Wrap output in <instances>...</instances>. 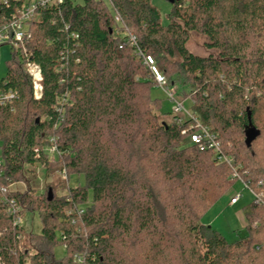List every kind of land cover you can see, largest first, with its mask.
<instances>
[{"label":"trees","instance_id":"obj_1","mask_svg":"<svg viewBox=\"0 0 264 264\" xmlns=\"http://www.w3.org/2000/svg\"><path fill=\"white\" fill-rule=\"evenodd\" d=\"M108 2L63 0L41 10L24 45L29 58L12 48L0 94L13 91L17 98L0 105V186L24 182L28 166L42 165L48 175L44 148L51 139L68 182L48 184L43 194L30 185L10 188L6 198L0 193L1 260L264 264V205L244 209L245 236L235 242L201 224L236 183L233 168L189 143L182 133L189 122L160 121L151 71L116 36L113 18L119 16L168 82L188 88L182 94L192 114L218 136L248 187L264 194V0H178L167 25L151 0ZM18 5L0 0V25L10 22ZM192 32L207 37L205 47L218 54L192 53ZM28 61L41 70L39 100ZM72 176L84 183L69 187ZM11 200L23 216L39 215L40 233L14 226ZM72 209L82 213L66 216Z\"/></svg>","mask_w":264,"mask_h":264},{"label":"built area","instance_id":"obj_2","mask_svg":"<svg viewBox=\"0 0 264 264\" xmlns=\"http://www.w3.org/2000/svg\"><path fill=\"white\" fill-rule=\"evenodd\" d=\"M16 2L19 3V5L12 14L10 22L0 25V47L9 44L10 46H12V48L16 50H21L24 56L26 58H29V53L26 51L24 45L25 42L28 41L32 36L30 28L31 23L38 20L39 11L47 8L58 7L60 4H62L63 0H16ZM113 18L115 21L114 33L116 34V36L122 38L123 42H126L127 44L135 48V55L143 60V64L150 69L153 81L156 83L157 87L162 88L167 94L169 100L172 102L173 121L179 126L189 122V125L182 131L183 135L187 137L189 143L193 146H196L201 152H213L214 156L220 163L225 162L228 165L232 166V179H234L236 182H239L244 188L250 191L253 197L252 202L254 203V205H264V194L253 192L248 187V183L245 182L239 174V167L234 166L235 164L233 158H229L223 155L218 136L214 132H212L210 128L202 125L195 118L191 111L187 112L184 109V102L186 100L184 96L179 95V93L176 92L177 90L169 85V82L166 77L157 68L154 59L138 48L137 38L128 30H125L119 16L117 14H113ZM73 37L78 38L74 34ZM26 69L32 78L35 98L39 100L42 98V75L40 67L35 63L28 61ZM170 87L173 89V91H169ZM16 98L17 93L13 91L7 94H0V105L12 103ZM182 113L185 114L184 117H181L180 114ZM44 152L47 156L49 154L60 155V152L58 151L54 139L50 140V145L45 148ZM35 153L39 154V150L36 149ZM1 166L2 161L0 159V167ZM1 174L2 172L0 171V175ZM60 175L63 181L68 182V175L65 170L61 171ZM9 190L10 188L8 189L6 187L0 186V193L5 198ZM241 196V193L234 194L233 197L230 198V205H236L239 202ZM68 201H70V199H68ZM7 212L10 216L14 218V226L23 228V208L18 205L17 202L11 200L8 202ZM74 213L81 214L82 210H68L65 212V215L71 216ZM18 239L24 240L22 236H18ZM19 249L20 251L26 249L25 243H23L19 247ZM0 264H4L1 258ZM72 264H84V259L81 256H75Z\"/></svg>","mask_w":264,"mask_h":264},{"label":"rangeland","instance_id":"obj_3","mask_svg":"<svg viewBox=\"0 0 264 264\" xmlns=\"http://www.w3.org/2000/svg\"><path fill=\"white\" fill-rule=\"evenodd\" d=\"M77 3L82 4L83 0H76ZM109 5L108 0H103ZM152 4L159 10L161 14L162 24L167 25V16L171 10L172 5L168 0H151ZM208 42V38L198 33H190V39L187 44L188 49L201 57L208 56L209 54L217 55V51H209L205 44ZM12 46L9 44L0 47V83L5 79L7 72V61L11 58ZM171 79L169 85L175 88L179 95L188 91V88H181L180 82L176 79ZM169 91H173L170 87ZM184 96V95H183ZM151 97L161 101V110L158 112L160 121L164 123H172V102L167 97L165 91L157 86L151 89ZM192 103L189 99L184 102V109L189 112L191 111ZM184 117L185 114H180ZM46 148V147H45ZM44 148V150H45ZM47 152V149H46ZM48 160L51 162V170L47 175L42 165L28 166L29 173L26 174V180L21 183H14L10 187L11 190H23L28 185L35 188L39 194H43L48 184H56L63 181L61 177V171L59 165L56 164L58 160V154H49ZM47 175V176H46ZM83 184V177L72 176L69 181V187H76L78 184ZM58 190H60L58 188ZM58 192V191H56ZM242 194L239 202L236 205H230V198L234 194ZM59 195V192H58ZM253 201V197L250 191L244 188L239 182H236L230 191L219 200L212 208H210L202 217L201 224L213 228L225 237L228 242H235L245 236L244 223L245 219L243 216L244 209L248 207ZM23 228L27 234L29 233H40L42 228V222L38 214H25L23 218ZM29 246L28 242L25 244ZM58 257H63L65 250L63 247L56 249Z\"/></svg>","mask_w":264,"mask_h":264},{"label":"water","instance_id":"obj_4","mask_svg":"<svg viewBox=\"0 0 264 264\" xmlns=\"http://www.w3.org/2000/svg\"><path fill=\"white\" fill-rule=\"evenodd\" d=\"M170 2V4H174L176 1L178 0H168ZM53 198V194H52V190H49V200H52Z\"/></svg>","mask_w":264,"mask_h":264},{"label":"crops","instance_id":"obj_5","mask_svg":"<svg viewBox=\"0 0 264 264\" xmlns=\"http://www.w3.org/2000/svg\"><path fill=\"white\" fill-rule=\"evenodd\" d=\"M243 216H244V219H245V214H244V212H243ZM246 224H247V222H246V219H245L244 228H245Z\"/></svg>","mask_w":264,"mask_h":264}]
</instances>
